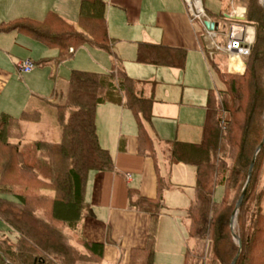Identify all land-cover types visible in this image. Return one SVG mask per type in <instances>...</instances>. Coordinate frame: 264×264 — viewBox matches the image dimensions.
<instances>
[{
    "label": "trees",
    "instance_id": "obj_1",
    "mask_svg": "<svg viewBox=\"0 0 264 264\" xmlns=\"http://www.w3.org/2000/svg\"><path fill=\"white\" fill-rule=\"evenodd\" d=\"M240 23L250 26L255 34L250 54L243 58L244 74L224 73L209 58L223 89L208 92L201 141L175 142L170 149L171 157L196 168L195 195L187 211L188 237L199 244H210L206 256L188 251L184 264H232L239 252L236 264H264V212L256 204L259 190L255 188L264 147L238 210L236 228L231 229V217L250 165L264 139V6L260 0H247V14ZM11 30L56 50L57 63L70 59L83 44L114 55L104 0H80L76 25L56 12H48L41 21L20 18L0 25V32ZM186 58L187 51L181 48L150 44L138 47L137 61L142 64L184 70ZM104 104L123 106L134 115L140 129V153L148 156L146 145L151 146L152 140L141 118L151 122L154 100L139 94L137 83L116 61L107 74L71 72L65 102L57 112L63 124L61 143L37 139L23 147L22 123L32 122L40 112L24 110L19 116L0 113V220L9 227L10 234H0V264L102 262L104 246L88 241L79 229L89 215L85 201L89 173L114 169L110 153L101 147L97 136V108ZM68 107L75 111L64 121L62 111ZM32 186L50 189L54 195H41ZM219 187L223 196L217 200ZM161 201L158 195L155 199L140 197L136 202L139 210L150 215L151 222L146 248L132 250L129 264H154ZM233 232L241 240V249Z\"/></svg>",
    "mask_w": 264,
    "mask_h": 264
},
{
    "label": "crops",
    "instance_id": "obj_2",
    "mask_svg": "<svg viewBox=\"0 0 264 264\" xmlns=\"http://www.w3.org/2000/svg\"><path fill=\"white\" fill-rule=\"evenodd\" d=\"M34 1L35 4L32 3L33 0H14V4L7 6V9L11 11L16 9L18 11L15 15L20 16L16 20L30 18L41 21L48 12H56L66 21L70 22L67 0H59L56 3L57 5H61L60 1L63 2L61 8L56 5L60 10L52 7L48 2ZM69 1L72 2L73 0ZM216 1L219 4L218 8H220L218 14L207 8L204 0H201L204 17L201 20L193 21L185 0H104L106 3L107 28L112 41L114 55L117 57L118 47L116 48L115 46L116 42L121 48L122 55H125L128 48L132 51L136 47V57L140 44L162 45L169 48L185 49L187 51V58L190 50L198 51L208 61L209 58L213 59L224 73H243L246 68L243 57L228 54L224 49H222L223 53L213 56L214 53L210 51L208 39L210 35L223 37L226 44L229 41V34L234 27L245 43L250 45L254 39V30L239 24V26H231L233 23H230V19L236 17L235 19L238 20L240 16L237 14L239 13L230 8L227 0ZM25 3H28L27 7L30 6L32 9L20 12L21 9L27 8L25 7ZM72 3L75 5L72 13L74 8H76V23H78L80 0H74ZM230 11L234 12L233 16H230ZM43 14L45 15L43 18H38L41 16L37 15ZM207 20L214 24V31H209L204 26V22ZM225 26L227 28L231 26V29L225 30ZM17 32L20 33L19 31ZM22 40L20 39V41ZM19 44L15 45V49L21 50L23 48ZM46 48L48 51H51L48 47ZM1 52L10 62L8 61L7 64L0 65V97L10 84L18 83L17 75L20 74L18 65L21 61L26 60L34 62L36 68L38 65L41 68H51L48 75L52 82L49 100L55 99L59 95L58 79L60 78V68L69 59L62 63H57V57L55 58L53 55H50L42 56L41 61L37 63L31 58L21 61L18 58L19 62H11L9 57L12 56V53L15 54V52L9 50V48H3ZM75 52L76 50L73 52L71 58L74 57ZM116 63L120 67L118 61ZM114 64L115 62L111 63L110 70L107 73L112 70ZM53 68H55V72ZM120 68L125 72L123 67ZM73 70L100 73L76 68L70 71L69 77ZM68 80L66 79L67 82ZM135 82L137 83V91L142 97L153 98L154 100L151 122H146L141 118L143 127L152 140L151 146L146 145L148 156H143L140 153L138 137L140 129L138 122L136 121L137 130H134L132 126L125 127L123 124L124 115L132 114L129 110L123 106L107 104L106 106H99L96 113V128L99 143L103 149L110 153L114 169L110 172L91 171L89 173L85 192V201L88 205L89 215L84 218L79 230L88 241L104 246L103 260L100 264H129L132 250L146 248L151 221L148 213L136 207V202L140 197L155 199L158 195L162 196V209L158 218L155 238V248L157 247V249L155 250L154 264L162 261H158V259L162 253L160 243L163 239L164 228L168 232L173 231V228H178L184 241L189 240L187 234L188 227L183 225L181 218L188 219L187 211L195 195L196 168L185 165L171 157L170 149L175 142L199 143L201 141L206 117V105L203 108L204 121L202 126H199V128L182 126L180 128L182 105L180 104L177 108L171 107V105L165 103L163 100L156 101L154 98V84ZM33 93L35 92L33 91ZM41 99L42 97L39 96L32 97L29 100L30 104L28 107L22 111L38 110V105L43 106L44 103L48 104L45 99ZM162 105L169 106L171 109H167L169 107ZM176 110L177 112H175ZM6 111V113L10 112L11 114L8 113L10 115L14 113L10 110ZM103 111L104 113L106 111V115L117 119L111 129H107L100 122L99 114ZM167 111L169 114L166 113ZM19 115L14 114L12 116ZM155 119L158 120L156 121ZM167 130L171 132L170 137L167 136ZM149 152L151 155H149ZM75 246L78 250L84 251L82 246L76 244Z\"/></svg>",
    "mask_w": 264,
    "mask_h": 264
},
{
    "label": "rangeland",
    "instance_id": "obj_3",
    "mask_svg": "<svg viewBox=\"0 0 264 264\" xmlns=\"http://www.w3.org/2000/svg\"><path fill=\"white\" fill-rule=\"evenodd\" d=\"M40 1L48 2L52 5V7L57 8L58 10H60L59 8H61V6L63 5L62 1H60L61 5L56 4L57 2H59V0ZM230 1L227 0V3H229L230 8L238 12L239 14L237 15L240 16L238 17V20L235 19L236 17L231 18L233 20L230 19V23H233V25L231 26H243L240 22L245 20L247 14V0ZM36 2L38 1L36 0ZM72 2H74V0ZM72 2L67 0V3L69 4L67 6L69 10L68 18L70 19V22H73L71 24L76 25L77 13L76 8H74L72 13V9L75 6ZM204 2L207 8L213 10L212 12H214L215 14H218L220 8H218L219 4L216 0H204ZM32 3L35 4V1L33 0ZM13 4L14 0H0V24H2V22L16 20V18L20 16L15 15L18 12L16 11V9L13 8L14 10L12 11L7 9V6ZM27 5L28 3H25V7H27ZM56 5L59 8L56 7ZM31 9L32 8L29 6L26 9H21L20 12H23L24 10V12H26L27 10ZM229 14L230 16H233L234 12L232 13V11H230ZM37 16H41L38 17L41 19L45 15L43 14ZM231 26L228 28L227 26H225L224 29L229 30L231 29ZM20 39L23 40L20 41ZM253 42L254 39L251 44ZM17 43H20L19 45L25 49H15V45ZM115 44L116 48L118 47L116 53L118 58L115 55L109 53L108 51L99 48H94L90 46V44H83L82 46L77 48L76 52L74 53V57L63 63V66H61L60 68V78L58 79V86L60 92L59 95H57L56 98L52 100H49L52 82L48 76L50 74L49 72L51 68H41L38 65V67L30 74L20 73L19 75H17L18 83L10 84L0 97V113L2 111L7 112L6 110H10L11 112H14L12 115H19L23 109L28 107V105L30 104L29 100H31L32 97L35 96L42 97L41 100L45 99L48 102V104L44 103L43 106L38 105V111L40 113L35 114L37 116L34 117L35 119L32 122L22 123L24 138L20 142L23 147L31 144L37 139H44L53 143L62 142L61 129L63 124L58 121L60 117L57 118V112L59 111L58 106L62 105L65 102L66 89L68 87V82L66 81V79L68 80L69 73L72 69L79 68L89 71H97L100 73H107L110 70L111 63L115 61H118L120 67L124 68L125 72L131 79L141 83L154 84V98L156 101L163 100L165 103L171 105V107L174 106L177 108L178 106H180V104L182 105L180 116V128L182 126H192L196 128L202 126L204 121L203 108L206 105L209 90L217 92L223 89V84L218 78L216 71L212 68L209 61L206 57H204L202 53L190 50L188 52L186 68L183 71L179 69L164 68L138 63L136 60V47L132 51H130L128 48V51H126L125 55H122L121 48L118 46V43L116 42ZM208 45H210V47H208L210 48V51H213V56H215V54L223 53L222 49L225 48L226 44L223 37L210 35V38L208 39ZM3 48H9V50L15 52V54L12 53V56L9 57L11 59V62H19V60L21 61L26 60L27 58H31L37 63L41 61L42 56L53 55L56 58L58 55L56 50L48 51L47 48L40 44L38 41L34 40L29 36L20 34L16 30H12L10 32H0V65H5L9 61V59L1 52ZM18 58L20 59L18 60ZM53 71L55 72V68H53ZM244 72H231L230 74L242 75L244 74ZM33 91L35 93H33ZM106 105L107 104L101 106ZM162 106L169 107L166 105ZM167 109L171 108L169 107ZM73 111H75V108L73 107H68L65 109V111H62V114L64 115V121L69 120L71 116L70 114H72ZM175 112H177V110ZM105 113L104 111L100 112V122L107 129H111L117 119H113L112 116H108ZM166 113L169 114L168 111ZM155 120L157 121L158 119ZM122 121L125 127L132 126L134 130H137L136 119L132 114H125ZM166 132L168 134L167 136L170 137V130H167ZM13 142L17 143L16 140H14ZM259 165L261 166V169L259 167V170L256 174L257 180L255 182V188L259 190V200H257L256 204L259 205L262 211L264 212V157L261 161V164L259 162L258 166ZM32 188H34L41 195H54V193L51 192L52 190L50 189H38L35 186H32ZM222 196L223 189L219 187L216 191L215 197L217 200H220ZM232 196L233 192H231V197ZM38 204L42 207L45 206L43 202H39ZM181 220L184 226L189 227L188 219L181 218ZM0 234L10 235L9 227L2 220H0ZM209 247L210 244L208 242L204 244H199L193 238H189L188 241H184L178 228H173V231L169 232L166 228H164L163 239L160 243L162 253L160 254V257L158 259V261H162L158 264H184V256L186 251L189 250L191 253L206 256L209 253ZM156 249L157 247L155 248V250ZM260 255L261 254H259L258 257ZM258 261H260V257L258 258Z\"/></svg>",
    "mask_w": 264,
    "mask_h": 264
},
{
    "label": "built area",
    "instance_id": "obj_4",
    "mask_svg": "<svg viewBox=\"0 0 264 264\" xmlns=\"http://www.w3.org/2000/svg\"><path fill=\"white\" fill-rule=\"evenodd\" d=\"M189 7V14L193 21L201 20L204 17V11L201 0H185ZM229 41L226 43L224 51L238 57H247L250 54V47L239 36L237 30L233 27L229 34ZM36 68V64L30 60L22 61L18 65V70L23 74H30Z\"/></svg>",
    "mask_w": 264,
    "mask_h": 264
},
{
    "label": "water",
    "instance_id": "obj_5",
    "mask_svg": "<svg viewBox=\"0 0 264 264\" xmlns=\"http://www.w3.org/2000/svg\"><path fill=\"white\" fill-rule=\"evenodd\" d=\"M261 1H262V4L264 5V0H261ZM204 26L209 31H214V29H215L214 24L212 22H209V21H205L204 22ZM263 146H264V139H263L262 143L260 144V146L256 150L254 159H253V161H252V163L250 165V168H249V174H248V178H247L246 184H245L244 189L242 191V194H241V196H240V198H239V200L237 202L236 209H235V211H234V213H233V215L231 217V229H232V231H234V228H235L236 217H237V214H238V210L241 208V206L243 204V201H244V198L246 196L247 190H248V188L250 186L252 173H253V168H254L257 156L260 153V151L262 150ZM233 235H234V238L238 241L239 247L241 249V246H242L241 240L235 235L234 232H233ZM239 256H240V252L237 255V257L234 259L232 264H236L237 263V260L239 259Z\"/></svg>",
    "mask_w": 264,
    "mask_h": 264
}]
</instances>
